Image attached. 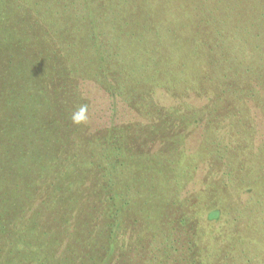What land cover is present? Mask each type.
I'll return each mask as SVG.
<instances>
[{"label":"trees","instance_id":"trees-1","mask_svg":"<svg viewBox=\"0 0 264 264\" xmlns=\"http://www.w3.org/2000/svg\"><path fill=\"white\" fill-rule=\"evenodd\" d=\"M196 1L172 42L146 0H0V264H264V0ZM84 79L143 121L76 123Z\"/></svg>","mask_w":264,"mask_h":264},{"label":"rangeland","instance_id":"rangeland-1","mask_svg":"<svg viewBox=\"0 0 264 264\" xmlns=\"http://www.w3.org/2000/svg\"><path fill=\"white\" fill-rule=\"evenodd\" d=\"M186 2L193 3V0H146L145 2L147 4V6H145L146 9H149L150 6H155V5L157 7L159 6V4H161V6L163 7L164 10H160L161 13L159 14V16L157 15L156 21L159 22L163 21L164 19L161 18H164L166 16V13H168V18L164 20V25H162V27L170 32L171 35H168L167 38L169 41L174 42L175 40L174 38H176V40L179 39V35L177 34L178 31H176L178 27L177 26L173 27L174 25L173 19L177 17L179 18L178 21L183 19L188 21V18H191V16L193 15V11L196 5L195 6L193 4L186 5ZM3 3L6 5V7L10 6L8 9L12 13H14L15 11L19 12V8L28 10L32 4L30 0H21L20 3L16 2L14 4L5 3V2ZM152 19L155 18H151V21ZM127 21L136 22V19L121 18L119 20V23L120 22L126 23ZM15 22L16 19L13 20L10 24L11 26H9L12 28L13 31H15L14 30ZM180 26L186 27L187 24L183 23ZM15 40L16 39L14 37H11L9 40L6 41L13 42ZM124 44L125 42L122 43V45ZM16 61L21 62L24 61V59L21 56L17 55ZM95 80L97 81V79H92V80L84 79L81 80V82H79L78 84V89L80 94L79 99H81L82 102L84 103L81 106L82 108H86L87 110L85 114L86 120L84 121V124L87 125L90 132L100 128L111 127L118 124H125L129 122L142 120L141 117H139L135 113L137 111L131 108L126 101L118 97L117 88L114 85L109 83L99 84ZM101 85H105V86L103 87ZM10 90L13 96L19 94V82L12 83V87H10ZM150 95L152 96L153 103L159 106L163 110H166L171 106H178L179 101H181L175 99L173 94H171L165 88V85L162 84L161 82H157L154 85V88H152L150 91ZM187 99L192 104L199 106L205 103L208 100V97L196 98L195 96H190L189 94L188 98L185 97L182 100H186L187 102ZM250 107L252 112H261L256 106L254 107L250 105ZM200 141H201V130L192 133L186 143L187 152L194 154L195 151H197L198 149ZM204 172L205 170H203L202 172L201 169L199 168L197 178L192 183L187 185L186 191H190V190L192 191L200 185L199 183L202 179V176L204 175ZM189 179H191V176L189 177Z\"/></svg>","mask_w":264,"mask_h":264},{"label":"clouds","instance_id":"clouds-1","mask_svg":"<svg viewBox=\"0 0 264 264\" xmlns=\"http://www.w3.org/2000/svg\"><path fill=\"white\" fill-rule=\"evenodd\" d=\"M86 111V108H81L80 112L73 117L76 123H81L86 120Z\"/></svg>","mask_w":264,"mask_h":264}]
</instances>
